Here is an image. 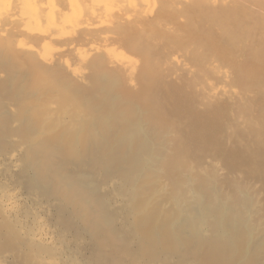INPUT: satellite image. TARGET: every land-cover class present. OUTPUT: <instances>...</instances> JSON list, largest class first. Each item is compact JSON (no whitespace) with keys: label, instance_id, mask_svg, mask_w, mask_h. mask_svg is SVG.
Segmentation results:
<instances>
[{"label":"bare ground","instance_id":"6f19581e","mask_svg":"<svg viewBox=\"0 0 264 264\" xmlns=\"http://www.w3.org/2000/svg\"><path fill=\"white\" fill-rule=\"evenodd\" d=\"M3 1L0 4V13L3 14L0 16L5 17V20H7V16H11V20L17 18L12 21H15L14 25L18 23L33 25L32 23L37 22L46 25L54 24L53 22L59 24V28H55L56 24L53 25L54 27L50 24L52 27L50 26L51 30L49 29V32L53 30L55 35L59 33L57 37L54 36V33L42 35L39 32L40 34L37 35H41L39 39L43 40L45 48L55 47L51 45L54 39L57 38V41H61L62 38L66 40L64 35L66 37L68 35L69 42H67L66 48H69L70 44L77 47V51L75 49L73 52L76 51L80 60L85 61L87 53L79 47L80 43L90 44L91 50L98 51L102 45L110 46L112 40L120 38L127 47L120 43L122 49L118 51L124 52L123 47L128 48L127 51L130 48L129 52L135 51L145 59L143 60L145 68L143 66V73L140 74L143 76V83L147 86L142 87L143 91L139 94L146 93L143 98L148 101L147 109L142 105L145 102L142 95H138L137 100H140V97L142 101L144 100L143 102L140 100L137 101L138 103H132L134 106L136 104V108L121 104L120 94H124L125 91H122L124 88L119 90L121 93L118 91L117 80L121 77L117 76L116 80L115 74L118 72L115 73L112 69V74L115 73L113 76H110L111 73H108L109 75L106 77L102 75L104 78L101 79L102 81L98 77L101 83L99 87L103 94L101 99L91 103L90 113H82L88 117H83L76 126H64L59 133H49L43 146L38 151H33V154L31 153V161L38 168L39 175L37 176H40L44 183H58L59 186L56 185L58 187H61L60 184L67 186L69 190L65 189L69 192H65V195L69 194V196L67 195L68 199L72 198L76 204L75 210H73L76 212L72 214L81 221L85 218L84 222L87 221L93 231L91 234L96 239L97 248L102 250V247L113 246L114 257L125 252L123 259L126 261L128 260L126 258L129 257H126V251L134 240L133 237H136L143 253L146 254L144 251H148L150 257L152 255V258L156 257L155 259L161 255L184 253V257H182L195 264H264V101L261 102L262 98L264 100V96H259V93L264 95V92H261V89L264 88V0H152V5L151 2H147L150 0H7L6 5H3ZM50 9L56 11L47 14ZM44 10L48 12L46 13ZM14 12H17L19 19L17 15L15 17ZM51 14H56L57 17ZM10 19L8 20L10 21ZM179 19H185L182 20V22L186 21L183 22L184 25L182 24L184 27L185 25L188 28L195 26V31L200 30L198 26L215 28L212 29L218 33L217 39L215 36L207 39L208 36L203 38L204 36L199 37L198 35L197 38L196 32H187V37L173 33L175 28H170V23L168 22V26L167 21L177 20L178 22ZM5 22L2 23L5 25ZM91 22L99 25L100 30L96 34L100 37L90 34V32L97 31V25L95 26ZM19 24L18 26H20ZM90 24L93 25V28ZM174 25L173 27H175ZM63 26L64 29L69 30L66 31V34ZM94 28L96 29L94 30ZM56 29L62 31L63 34ZM170 29H173L172 33ZM212 29L202 31L208 34L207 30ZM60 33L62 38L59 37V39ZM93 36L101 41L93 39ZM244 39H246V43H242ZM247 39L251 40L248 42L249 44ZM11 40H2L0 45L11 47L13 44ZM56 40L55 43L53 42L55 45L58 44ZM95 41L99 43L96 44ZM188 41L191 43L200 41L201 46H213L214 41L217 44L222 41L217 46L220 50L219 53L222 58L225 56L234 60L232 63H235L236 56L241 57L242 55L243 60H239V62L236 60L237 78L245 86L244 89L252 86L260 88L261 91L257 95L262 104L257 106V104H253L255 102L251 103V97L250 99L248 97L250 102H247L246 98V102L239 106L236 104L237 107L234 104L242 98L240 93L231 90L232 88H227L224 84L216 85V82L210 84L208 81H206L208 84L204 83L210 84V86L206 85L208 89L201 88L204 90L203 93L199 90L203 94V99H199L205 103L197 102L199 100L194 97H197L195 95L199 92L192 94V92L188 93V90L193 89L190 87L198 85L196 79H200L202 73L205 75V71L209 72L222 83H226L225 80L228 79L229 73L220 67L218 60L213 57L209 58L206 51H198L197 47L195 48L197 50H195V65L187 62L186 58L188 57L186 56L190 55L187 52L191 50L185 52L182 50V53L179 51L181 50L179 46L186 45ZM116 42H113L115 47L120 46L119 42ZM44 45L41 46L42 49H44ZM113 45L110 47H114ZM30 47L25 58H20V60L18 59L19 55L16 58L19 61L26 60L25 62L32 63L33 66L35 64V68L44 60L41 63L43 65L45 60H48L47 56L38 52L42 54L40 57L44 56L41 61V58L35 56L38 48L35 50L34 45ZM71 47L70 49H73ZM243 47H246L245 51H242ZM66 48H62L61 53H67ZM133 52L131 53L133 54ZM98 53L95 55L96 57L99 55ZM103 54L100 58L105 56L106 52ZM63 56L61 57L64 58ZM134 56L137 57L136 54ZM94 57L90 62L93 63L92 66L94 62L98 65V61L96 58L94 61ZM105 57L107 59V56ZM105 57H103V61ZM121 57H124L121 58L122 63L125 64L123 66L132 73L136 62L132 63L124 55ZM142 57H140L141 60ZM121 59H118L119 62ZM161 60L164 64L160 62ZM61 61L64 69L73 70L70 58ZM165 62L171 70L174 69V71L172 70L173 73L175 72L174 74H181L185 78L183 84L182 80H179V76H175V78H179L177 81L181 84H178L177 81V83H172L174 77H171V75L173 76V74L170 75L171 71H168L170 76L167 75L171 77L172 81L168 78L165 79V74L162 78L165 79L164 82L159 79L164 71L161 69L162 75H160L157 69L160 70V65H165ZM32 64L29 67L33 68ZM101 68L103 71L105 67ZM36 70L42 72H39L41 76L43 71L48 73V70L45 69ZM99 70L95 71L96 73L98 71L97 75L102 72L100 70L99 73ZM51 71H54L56 76L60 75L59 71L55 70H50L49 74ZM44 75L43 78L47 77ZM41 76L39 75V77ZM64 76H59V80ZM194 76L197 78L195 79ZM65 78L67 77L65 76ZM94 79L97 80V77L94 76ZM49 80L50 87L60 85L56 81L54 86L52 84L54 80L51 78ZM167 80H170L168 85ZM66 81L68 80L65 79L60 87H55L57 90L51 88L55 91H59L58 88H60L65 99L74 94L72 92L73 94L69 95V85ZM71 82L69 83L71 85L77 84V82ZM99 82H96L97 85ZM76 86L71 87V91L80 89L78 87L76 89ZM43 87L48 88V83ZM196 88L194 90H197ZM253 88L251 93L258 89ZM242 90L243 86H241V93L244 91ZM118 92L119 94H117ZM129 92L125 94L130 95L127 100L128 98L131 100L133 97ZM234 100L236 101L234 102ZM129 101H126L127 104ZM255 101L257 102V100ZM140 103L145 112H151L144 114L145 118H148L147 120L141 117L143 113H140L141 118L138 116L140 114L137 112H143L142 109H139ZM132 104L130 103V105ZM198 104L205 105V108L201 111L198 109ZM103 106L111 109L102 112ZM234 106L240 113H243L242 121L230 119L229 113L235 109ZM134 109H139V111H134ZM235 116L236 119L239 118H237L238 115ZM47 127V125L44 126V128ZM112 128H116L115 132L108 135L107 131ZM229 138L233 141L227 142ZM93 153L95 158L96 156L102 157L104 164L109 163L113 171L119 172L124 181L122 192L124 195H129V201L124 207L126 219L122 222L127 224L128 229L126 226L120 229L115 219V216L117 218L118 216L108 210V206L103 204V199L97 200L95 197H100L96 196L94 192L92 195L90 192L93 191L90 189L91 181L89 184L90 173L89 176L88 174L84 175L88 177L84 178L89 179L88 181L74 180L71 177L77 175L75 173L70 174V179L66 174L69 170L62 169L58 161L59 155L62 154L72 155V157L80 156L81 159H85L88 155H90L89 158L92 157ZM209 153L225 161L224 163L230 171L229 175L222 173L227 175L223 178L220 176L221 174L219 175V167L217 170L215 164L209 166L210 163L206 159V157H210ZM83 156L86 157L83 158ZM212 156L213 161H216V158L214 159ZM205 162L208 163V166L205 165ZM239 172L243 174L242 178L237 174ZM254 180L262 184V188L259 187L262 190L255 187L257 182ZM259 192H262L261 197ZM72 200L71 203H73ZM78 211L84 216L83 219H81L83 216L80 218ZM69 223L68 225H70ZM107 250H104L105 254H109ZM100 254L98 255L99 261L104 258ZM129 259L131 258L129 257ZM180 259L183 264L186 263L185 260ZM114 261L116 260L113 259ZM133 262V264L136 263L135 260Z\"/></svg>","mask_w":264,"mask_h":264},{"label":"rangeland","instance_id":"374dc122","mask_svg":"<svg viewBox=\"0 0 264 264\" xmlns=\"http://www.w3.org/2000/svg\"><path fill=\"white\" fill-rule=\"evenodd\" d=\"M1 1H3V0H0V4L2 3ZM147 2H149V3L151 2L150 3L151 5L153 4L152 0L147 1ZM5 3L7 4V0L3 1V5H6ZM122 4H123V2H122ZM44 11H46V13L48 12L47 10H44ZM51 11L52 10L50 9V11L47 14H49ZM14 13H15V17H16L17 12H14ZM46 13L44 12V14H46ZM0 14H3V13H0ZM11 15H13V14H11ZM53 15L56 16V14H53ZM1 16H0V40H1L0 42H3L5 40H11V38H12L11 41L13 42V44L11 47H7V46L3 47V45L2 46L0 45V264H112L113 259L116 260L113 262V264H118L119 261H120L119 264H122V263L123 264H133L134 260L136 261L135 264H138L139 262H140L139 264H183L180 258L185 260L184 262H186V263H184V264H195L194 262H191L190 260H187L186 258L184 259L183 258L184 253H176L173 255L171 254V255H166V256H163V255L160 256L159 255L160 257L157 256L158 259H155L156 257L152 258L153 256L151 255V257H150V253H148V251H144V252H146V254L143 253V251H142L143 249L141 248L140 244H138L139 243L138 239L136 237H133V236L132 237L134 238V240L132 241V243L128 247V250L126 251L127 256L125 255L126 257L129 256L131 259H129V257L128 258L125 257L126 259H128L126 261H125V259H123L124 258L123 255L125 252L121 253L118 257L116 256V258L114 257L115 255L112 254V253H114L113 246H105L104 248L102 247L101 248L102 250L98 249L97 244H96V239L94 238V236L92 237L93 234H91L93 231L91 230V227L88 225L87 221L84 222V220H85L84 216L81 215V213L78 211L80 214V218L82 216L83 217L81 219L84 218V220L81 221L79 218H75L76 216H74V214H72V213L76 212V211H73V210H75L74 207H76V204L74 203L72 198H70V199L72 200L73 203H71V200L68 199L67 195L69 196V194H67V193L69 191H67V190H69V189L67 188V186H65V185L63 186V184H60L61 187H58L59 186L58 183H56V184L44 183V181L41 179V177L37 176L39 174L37 171L38 168H37L36 164H34L31 161V153L33 154V151L36 152L43 146L44 142L47 141V139H48L49 133L50 134H52L53 132L59 133L62 131V128L64 126H69V127L70 126H76L83 117H88V116L82 115V113H90L89 106L91 105V103L93 101L95 102L97 99L98 100L101 99L102 94H103V91H101V88L99 87L100 86L99 84H101V83L99 82L98 79L99 78H100V80L104 79L102 77L108 76L109 75L108 73L112 74V69H113V72H115V73L118 72L117 74L113 73L116 75V80L118 79L117 76L121 77L119 80H117L118 85L115 84V85H117L116 87H118V91L123 89V88L124 89L122 91H125L124 94H122V95L120 94L121 97H124V98L120 97L121 104L123 103V104H126L127 107L130 106L132 108H134V107L136 108V104L134 106V104H132V103H138L137 101H140V100L142 101V99L140 97H139L140 100H137L138 95L141 96L142 94H139V93L141 91H143L142 87L145 88V86H147L143 83L144 80L142 81L143 76L141 75L143 73L142 68L145 65L144 64L145 62L143 60H145V59L141 55L136 53L135 51L129 52L130 48L127 51L128 48L126 49L127 46H126L125 42H121L122 40H120V38H119L120 42L118 39H116L115 41L112 40L111 41L112 43L110 42L111 45L114 44L113 45L114 47H110L111 46L110 44H109L110 46H107L105 44V45H102L103 47L101 46V49L98 51L91 50L90 44L83 43V42H82L83 44L80 43L79 47H81V49L85 50L87 53V59L85 61H82V60H80L78 53L76 52L77 47H74V45L70 44L69 46L70 47L72 46L71 48H73V49H70L69 46H68L69 48H66V46L68 45L67 42H69V38H67V37H69V36L67 35V37H66V35H64L65 36L64 38H66L67 41L61 37V35L64 32L61 29V27H60V29L63 32L59 31V29L58 30L56 29L58 32L62 33V34L60 33V36H58V38L59 37L62 38L61 41H57L56 40L57 38H56L53 40V42L56 40V42L58 43V44H56L57 46L54 44L55 42L54 43L51 42V45H53L55 47L52 48L51 46H49V47H51V49L45 48L43 40L41 41L39 39V37L41 38V35L40 36H37V35H39L40 33L42 35H44V33H46V34L47 33H50V34L54 33V36L57 37V35H59L58 32H56V33H58L56 35H55V32L53 30H52V32H49V29L51 30V27L54 24L57 25L55 28H59L58 27L59 24H57L56 22H53L54 24L49 23L48 24L49 27L52 25L50 28L46 24H39V22H37L38 24L32 23L33 25H28L26 23H24V24L22 23L20 25L18 23L20 25V26H18V24L14 25L15 21L12 22L13 20L17 19V18H15V19L13 18L14 15L12 17L13 20L10 19L11 16H7V20L4 19L5 17H1ZM17 17H18V15H17ZM1 19H2V21H1ZM8 19H10V21ZM18 19H19V17H18ZM3 20H5L6 22ZM182 20H185V19H182ZM182 20L179 19L178 20L179 23L177 22V20H173L174 22H172L171 20L167 21V23L168 22L170 23V26L168 23V26L170 28H173V29L175 28L174 30L170 29L171 33L173 30V33H177L181 37L182 36L184 37V35H186V37H187L188 33H190V32L195 33L196 32L195 35L197 38H198V36L199 37L204 36L203 38H207V36H208L207 39H211L212 36H215V39H217L218 33H216L215 30H214L215 32L213 31V29H215V28H213V27H211V28L205 27L204 28V27L198 26L200 30L197 27V29L199 31H195V26L194 27L190 26L189 27L190 29L187 27V25H185V27H184L183 22H186V21L182 22ZM2 22H5V25ZM11 22H12V25H11ZM93 23L94 22H91V24H93ZM94 25L96 26L97 24L94 23ZM173 25L175 27H173ZM180 25H182V26H180ZM98 27H99V25H97V31L95 30L96 28H94L95 33L90 32V34L95 35L96 32L98 33V31L100 30V28H98ZM91 28H93V25H91ZM185 28H188V29H185ZM2 29H3V32H2ZM63 29H64V26H63ZM205 29H212V30H207L208 34H206L205 32H203ZM64 30H65V34H66V31H69L68 29H64ZM189 30H191V31H189ZM178 31L181 33H179ZM201 31H202V33H201ZM87 32L89 33V31H87ZM16 35H17L18 39H17ZM95 36H98V35L96 34ZM98 37H100V36H98ZM26 38H27V40H25ZM94 38L95 37L93 36V39ZM28 39H30L29 40V42L31 41L30 43L28 42ZM35 39H36V41H35ZM38 40H40V41H38ZM95 40H97L99 42L101 41L100 39H96V38H95ZM245 40L246 39H244V41ZM32 41L35 42L36 44L33 43ZM116 41H118L119 44L123 43L124 46H126L125 48L123 47L124 52L123 51L121 52V50L118 51L119 49H122L123 44H122V46L120 44V46L115 47V43H113V42H116ZM191 41H193V40H191ZM244 41L242 43H246V41L245 42ZM249 41H251V40L247 39V43ZM41 42H42V44H41ZM99 42L96 43V41H95L96 44H98ZM221 42L222 41H220L219 43H221ZM219 43L217 44L214 41L213 46H208V45L201 46L200 41H197V42L195 41V43H191L190 41H188L186 45H180L179 46V48H181V50H179V51H181V52H182V50H183V52L191 50V51L187 52L188 54L190 53V55L186 56V57H188V58H186L187 62H190L191 65H193V66L195 65V54H196L195 50L197 49L198 51H206L210 56L209 58L213 57L216 60H218V64L220 65V67H223V69L227 70L229 73L228 79L225 80L226 83H222L217 77L214 78L213 74L211 75V74H209V72H206V71H205V75H204V73H202L203 75H201L204 77H201L199 75L200 79L195 77L198 75H195L194 77H195V79L197 78L196 82L198 83V85L195 86V87H197L196 88L197 90H194L195 87L192 86L190 88H193V89L189 88L190 90H188V93L192 92V94H193V92H199L197 94L194 93V94H196L195 96L198 97V98L197 97H194V98L199 100L197 102L203 103L204 102V101H202V99H203L202 95L203 94H201V91L203 93V91L206 88L208 89L207 86H210V84H215V82H216V85L224 84L227 88H229V89L232 88L231 90H233L237 93H240L242 95L241 96L242 98L239 101L241 103L234 100V102L236 101V103L234 104L235 106H237V105L239 106V104L245 103L246 98H247V102H250V100H249L250 97H251V103L255 102L253 104H257V106L261 105L263 103L262 101H264V100L262 98V100H261L262 103H261L259 96L263 97L264 95H261V93H259V96H258L257 94L261 90H262L261 92H264V88H262L260 90V88H258V86H257L258 89L256 88V86H252L251 88L248 87L247 88L248 90L246 88L244 89L245 86L237 78V73H236V68H235L236 63L239 62V60L240 61L243 60L244 57H242V55H241V57L236 56L237 62L235 60V63H232L234 60L232 61V59L230 60L225 56H223V58H222L221 57L222 55L219 53L220 50H219V48H217V46H219ZM85 44H87V45H85ZM33 45L36 47L35 50H37V48H38V50L41 49L40 51L37 50V52H35L37 54V55L35 54L36 58L38 56L39 58H41V61H42L44 59V56L45 55L47 56L48 60H45V63H44L47 66H45L43 64L45 66L44 67L41 64L44 62V60L40 63L41 65L38 64L40 62V59H39V62L37 64H38V66H43L42 68L41 67L37 68L38 66L35 68V64L33 66L32 63L25 62L26 60H24V61L18 60L20 58L21 59L25 58L28 55V54H26L27 50L29 49L30 46H33ZM43 45H44V47H43L44 49H42V47H41ZM84 45H85V48H84ZM116 45H118V44H116ZM250 46H251V42H250ZM23 47H24V49H23ZM62 48H66L67 53H65V54L66 55L68 54L67 55L68 58L65 57L66 55L64 54V52L61 53ZM243 48L244 49L242 51H245L246 47H243ZM30 49H31V47H30ZM32 49H33V47H32ZM75 49H76V51L73 52V50H75ZM113 49H114V51H113ZM247 49H249V48H247ZM48 50H49V52H48ZM41 51H43V52H41ZM64 51H65V49H64ZM38 52L44 54V56L40 57V55H42V54H39ZM44 52H47V53H44ZM98 52H100V53L102 52L101 55L104 52H106L105 56H107V59L109 61L106 59L105 56H102V58H100L101 55ZM115 52H116V54H115ZM131 52H133V54ZM69 53H70V57H69ZM90 53H92L93 55ZM97 53L100 56L97 55V57H96L95 55ZM63 54H64V56H63ZM73 54H74V56H73ZM135 54L137 55V57L134 56ZM17 55H19V58ZM120 55L126 56V59L127 60L130 59V61L132 63L136 62L132 73H130L125 68V66H123L125 64L122 63L123 60L121 58H124V57H121ZM14 56H15V58H14ZM61 56H63L64 58H62ZM90 56H92V57H90ZM139 56L142 57L143 59L141 60V58ZM93 57H94V61L97 60L99 63L101 62V64L103 66L101 64H99L98 62H97L98 65H96L94 62V65H95V66L93 65L95 67L94 68L92 66L93 63L92 64L90 63L92 61ZM103 57H105L104 61H103ZM69 58H70V62L73 65V70H66V68L64 69L62 66L61 60L69 59ZM95 58H96V60H95ZM97 58H99V59H97ZM118 59H121V61H120L121 64H120ZM99 60H101V61H99ZM127 60H124V61L126 62ZM142 61H143V63H142ZM162 61L163 60H161L160 62H162ZM141 63H142V65H141ZM162 63L164 64V62H162ZM165 63H166L165 65H162V64L160 65L161 66L160 70L157 69V72L160 75H162V73H163L162 77L161 78L159 77V79L164 78L163 76L165 74V79L168 78L171 80V77H174L172 79V80H174L172 83H174V82L175 83L178 82V84L180 83L179 81H177L179 78L176 79L175 76L180 77L179 80H182L181 83L185 81V78L183 76H181V74H179V75H178V73L174 74L175 73V72L173 73L174 69H172L173 70L172 71L169 68L167 62H165ZM30 64H32L33 68L29 67ZM99 65H101V66H99ZM98 66L100 68L105 67L106 70H105V68H103V71H102L101 70L102 68L100 69ZM162 66H164L163 68H165V69H163ZM96 67H98V69H96ZM144 68H145V66H144ZM36 69H41V71H42V69H45L46 71L48 70V73H45V71H43L45 73V75H44V73L42 74V76L44 75L47 77L43 78L40 74L42 72H40L38 70L40 72L39 73V72H37ZM63 69L66 70L67 72L64 71ZM161 69L164 72L161 73ZM167 69H169V70H167ZM50 70L59 71L58 73L60 75L56 76V74L53 73L54 71H51L50 72L51 74H49ZM96 70H99V73L100 72L101 73L99 75H97L98 71L96 73L95 72ZM109 70H110V72H109ZM168 71H171L170 75L173 74V76L171 75V77H169L170 75H169ZM93 72H95V73H93ZM38 73L41 77H39ZM46 74H48V75H46ZM113 74L110 76H113ZM61 75L62 76L65 75L67 77L65 79L68 80L66 82H68V85H69V89H68V90H70L69 95L74 93L73 95L67 96V98L70 100H68L67 98L65 99L63 97V94H62V91L60 90V88H58L59 91H55V90H57V89H55V87L56 88L60 87V85H62L63 81L65 80L64 79L65 76L61 77L63 80L61 78L59 80V76H61ZM93 75L95 77H97L98 81L94 79ZM140 76H142V77H140ZM50 78H51V80H54V82H52V84H54L57 81V84H60V85L55 86V84H54L55 87H52V86L50 87V85H51L49 83ZM74 79H76V80L73 81ZM165 79H162V82H164ZM170 80H167L168 82L166 81L167 85L170 82ZM60 81H62V82H60ZM69 81L70 82L72 81L71 83L77 82V84L74 83L72 85H74V86L78 85V86H76V89H77V87L80 89L79 90L74 89L75 91H73V90L71 91V89L74 88V86L69 84L70 83ZM206 81H208V83H210V84L207 85L208 83ZM96 82H99L98 85ZM205 82L207 84H204ZM47 83H48V88L47 87L44 88L43 85H46ZM195 83H194V85H195ZM228 84H230L231 86H229ZM70 85L72 88L70 87ZM163 86L165 87L164 83H163ZM241 86H243V90L246 92V94L243 90L242 91L244 93L243 92H242L243 94L241 93ZM253 87L256 88L257 90H253L251 93V90ZM51 88H53L55 90H51ZM201 88L202 89L204 88V90H201ZM114 90H117V89H114ZM199 90H201V91H199ZM128 91H130L129 93L131 95H133V97L132 96L131 97H132L134 102L131 101L132 99L130 100L129 98L127 100V97L129 94L128 95H125V94L128 93ZM119 92L117 94H119ZM144 94L143 95L146 96V93H144ZM143 95L141 96L142 98L144 97ZM243 95H244V98H243ZM248 97H249V99H248ZM199 98H202V99H199ZM255 100H257V102ZM126 101H129V103L127 104ZM130 103L132 105H130ZM147 103H148V101L145 100L144 104L142 103V105L146 108ZM198 106H199L198 109H201V111L203 108H205V105H199L198 104ZM235 106H234L235 109H233V111H231V113H229V115H231L230 119L242 121L244 119V115H243V113H240L238 111V109H237L238 106L237 107H235ZM139 107H138L139 109H142L141 103H140ZM110 109L111 108H109V107L103 106L102 112H107ZM139 109H137V110L134 109V111H139ZM144 112L145 111L143 110V112L140 111L137 113L138 114L143 113L142 114L143 116H141V114L138 116L139 117L141 116L142 118L144 117V119H146L145 115L147 113H151V112H145V113ZM233 114L238 115L237 118L238 117L239 118L236 119L235 118L236 116L235 115L233 116ZM45 125H47L48 127L44 128ZM109 130L111 132L107 131L108 135H110V133H114L116 128H112ZM232 141L233 140L231 138L227 139V142H232ZM93 155H94V153H93ZM93 155H92V157H93ZM209 155H210V153H209ZM212 155H214V154H212ZM212 155H210V157H208V158L206 157L207 162L210 163L209 166L215 164L214 166L216 167V169L219 167L218 168L220 170L219 175L221 174L220 176L223 178L227 176V175H223L224 173L229 175L230 171H229L226 163H224L225 161L223 159H219L218 157L216 158ZM89 156L90 155H88V157L85 156L86 158L83 156V158H85V159H81L82 157H80V156H79L80 157L79 158V157H72V155H68V154H62L61 156L59 155L58 161L60 162L62 169H65V171L69 170L68 173L66 172V174L68 175V178L71 177L70 174L75 173L77 175L71 177L74 180L88 181L89 179L88 180L84 179V178H88L87 176H84V175L88 174V176H89L91 174V178L89 177L90 178L89 184L91 181V184H90L91 188L90 189L93 191H90V192L92 193V195L96 194V196L100 197V198L95 197L97 200L98 199L104 200L103 204L108 206L107 207L108 210H110L112 214H114V215L116 214L118 216V218L115 216L117 226L120 229L125 228V226L127 224H123L122 221H124L126 219V210L124 207L126 206V204L129 201V195H124L122 192V188H124V183H123L124 181L122 180V177H120L121 176L120 173L116 172L115 170L113 171L112 166L109 165V163L105 162L107 164H104V159L102 157L96 156V158H95V155H94L93 158L92 157L89 158ZM211 156L214 157V159L216 158V161L215 160L213 161ZM77 158H79V159H77ZM90 160H91V162H90ZM210 160L215 162V163L211 162ZM63 162L65 165L63 164ZM207 162H205L206 163L205 165L208 164ZM106 165H109L110 167L109 166L106 167ZM237 174L239 175L240 178H242L243 174H241L240 172ZM81 177H82V179H81ZM70 179H67V180L69 181ZM70 181H72V180H70ZM92 181H93V183H92ZM254 181H252L253 184H254ZM65 182H64V184H65ZM255 182H257V181H255ZM56 185H58V186H56ZM261 185L262 184L259 182L255 183V187L256 188L258 187V189L262 188ZM260 186H261V188H259ZM92 188H94V189H92ZM65 192H67L66 193L67 195H65ZM93 192H94V194H93ZM259 193H260L259 195L261 197L262 192H259ZM101 200H99L100 203H101ZM74 204H75V206H72ZM122 206H123V209H122ZM76 210H77V208H76ZM75 215H77V214H75ZM72 219H74V220H72ZM69 220H70V223H69ZM71 221H73L74 224ZM130 221H131V219L129 220V222ZM68 223L70 225H68ZM126 228L128 229V226H126ZM109 248H110V250H109ZM112 249H113V251H112ZM115 249H117V247H115ZM104 250H107L108 252L107 251L106 252L109 254H105ZM99 254L102 255V257H104L100 261L98 260L100 258V257L98 258ZM144 255H146V256L144 257ZM171 257H172V259H170ZM123 260L125 263L122 262Z\"/></svg>","mask_w":264,"mask_h":264}]
</instances>
